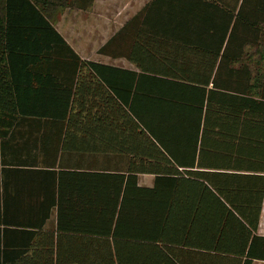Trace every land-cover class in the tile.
Returning a JSON list of instances; mask_svg holds the SVG:
<instances>
[{"label":"trees","instance_id":"obj_1","mask_svg":"<svg viewBox=\"0 0 264 264\" xmlns=\"http://www.w3.org/2000/svg\"><path fill=\"white\" fill-rule=\"evenodd\" d=\"M94 1L0 0V264H170L194 206H227L236 177L263 197L264 0H151L98 50L138 71L57 30ZM196 155L254 173L170 166ZM221 211V237L245 236L236 264L264 259L261 204Z\"/></svg>","mask_w":264,"mask_h":264},{"label":"crops","instance_id":"obj_2","mask_svg":"<svg viewBox=\"0 0 264 264\" xmlns=\"http://www.w3.org/2000/svg\"><path fill=\"white\" fill-rule=\"evenodd\" d=\"M112 2H119L120 4L128 3L130 7V14L126 20L114 30H101L98 32V36L95 34L92 36V28L86 31V44L85 49H96L99 50L115 33H117L124 24L130 20L135 14H137L147 3L151 0H108ZM79 10V9H78ZM83 11V10H82ZM57 28V27H56ZM58 30V29H57ZM59 31V30H58ZM60 32V31H59ZM61 33V32H60ZM62 34V33H61ZM90 34V35H89ZM90 36V38L88 37ZM66 39V37H64ZM94 38V39H92ZM101 38V42L97 41ZM76 39V38H75ZM67 40V39H66ZM68 41V40H67ZM73 49L81 56L83 59L93 60L100 63L112 65L119 68H126L130 70L138 71L139 67L137 64L126 58V57H110L102 55L104 59L93 58L80 51V48H76V44L69 42ZM100 55V54H99ZM131 154L133 157H139V154ZM127 155V154H125ZM126 158V157H125ZM127 159V158H126ZM193 159L186 157V159ZM217 158L212 155L211 158H200L199 155L192 160L193 164L184 165L172 163L170 166L173 168L174 172L178 169L182 172L185 170H190L194 172H206L208 174H217V172L235 174V176L243 175L245 173H254L252 171L243 170H233V169H221L217 163ZM0 167H1V154H0ZM259 175H264L261 173ZM138 183L140 186L152 187L155 183L157 174L155 173H137ZM237 185L229 186L223 191L231 192L234 199L230 200L229 203L226 201L227 206H222L215 203L200 204L197 207L200 211H197L195 216L187 217L182 222V230H180L179 235L170 241L165 243V248L170 249L167 253L172 257L170 264H236L237 258H239L238 249H241L245 243V236L242 237L240 233L235 234L232 237L222 238L219 232V224L221 225L227 215L225 212L222 213V208L228 207L232 209L234 213L231 216L241 217V212L243 208L248 209V211H254L261 204V212L259 217L258 235L264 236V193L261 196L262 185L260 183H252L251 185H246L242 178L236 177ZM243 182V183H242ZM262 198V202H261ZM242 218V217H241ZM233 219V218H232ZM243 219V218H242ZM57 220V211L54 210L48 225L55 224ZM235 219L231 220L234 224ZM174 237V235H173ZM224 237V236H223ZM222 238V239H221ZM178 240V241H174ZM252 264H264V259H254Z\"/></svg>","mask_w":264,"mask_h":264},{"label":"rangeland","instance_id":"obj_3","mask_svg":"<svg viewBox=\"0 0 264 264\" xmlns=\"http://www.w3.org/2000/svg\"><path fill=\"white\" fill-rule=\"evenodd\" d=\"M129 9L127 2L120 4L115 1L95 0L93 6L88 10L66 9L58 11L53 17V22L69 42L76 44L78 49L80 46L82 47L80 48L82 53L93 58L104 59L101 54L99 55L98 50L85 49L86 31L92 28L91 35L98 36V32L104 30L103 28L105 30L116 29L129 16ZM88 37L90 38V36ZM97 41L101 42V38H98Z\"/></svg>","mask_w":264,"mask_h":264}]
</instances>
